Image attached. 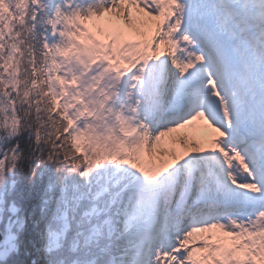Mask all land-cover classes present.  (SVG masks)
<instances>
[{"label":"snow or ice","instance_id":"obj_1","mask_svg":"<svg viewBox=\"0 0 264 264\" xmlns=\"http://www.w3.org/2000/svg\"><path fill=\"white\" fill-rule=\"evenodd\" d=\"M0 264H264V0H0Z\"/></svg>","mask_w":264,"mask_h":264}]
</instances>
